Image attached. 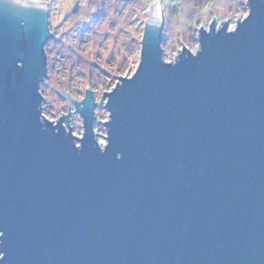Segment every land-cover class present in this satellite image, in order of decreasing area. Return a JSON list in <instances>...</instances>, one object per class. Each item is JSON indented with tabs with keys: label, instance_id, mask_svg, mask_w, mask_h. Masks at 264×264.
<instances>
[{
	"label": "water",
	"instance_id": "1",
	"mask_svg": "<svg viewBox=\"0 0 264 264\" xmlns=\"http://www.w3.org/2000/svg\"><path fill=\"white\" fill-rule=\"evenodd\" d=\"M165 62L160 0L139 63L83 132L42 117L45 4L0 0V264H264V0Z\"/></svg>",
	"mask_w": 264,
	"mask_h": 264
},
{
	"label": "rangeland",
	"instance_id": "2",
	"mask_svg": "<svg viewBox=\"0 0 264 264\" xmlns=\"http://www.w3.org/2000/svg\"><path fill=\"white\" fill-rule=\"evenodd\" d=\"M29 1L47 6L48 30L54 36L44 46L46 76L39 86L42 117L56 122L67 115L66 99L61 93L80 102L88 88L95 100V137L102 146L106 130L100 123H105L107 117L102 110L105 101H99L119 78L130 77L138 66L147 11L155 8L158 0ZM160 2L164 16L160 47L165 62L175 59L182 43L194 53L202 25L208 28L213 19L217 28L222 23L232 28L248 10L246 0ZM69 126L74 136H82V120L76 112Z\"/></svg>",
	"mask_w": 264,
	"mask_h": 264
},
{
	"label": "trees",
	"instance_id": "3",
	"mask_svg": "<svg viewBox=\"0 0 264 264\" xmlns=\"http://www.w3.org/2000/svg\"><path fill=\"white\" fill-rule=\"evenodd\" d=\"M45 54V52H44ZM46 57V54H45ZM61 121H63L64 125H66L67 127L69 126V115H65L63 117L60 118Z\"/></svg>",
	"mask_w": 264,
	"mask_h": 264
},
{
	"label": "bare ground",
	"instance_id": "4",
	"mask_svg": "<svg viewBox=\"0 0 264 264\" xmlns=\"http://www.w3.org/2000/svg\"><path fill=\"white\" fill-rule=\"evenodd\" d=\"M25 3H36V4H38V2H31V1H29V0H25ZM154 9V8H153Z\"/></svg>",
	"mask_w": 264,
	"mask_h": 264
},
{
	"label": "clouds",
	"instance_id": "5",
	"mask_svg": "<svg viewBox=\"0 0 264 264\" xmlns=\"http://www.w3.org/2000/svg\"><path fill=\"white\" fill-rule=\"evenodd\" d=\"M41 106H42V104H41ZM82 120V119H81ZM65 127H66V125H65ZM67 128V127H66Z\"/></svg>",
	"mask_w": 264,
	"mask_h": 264
}]
</instances>
